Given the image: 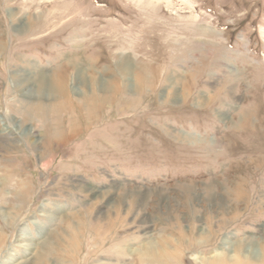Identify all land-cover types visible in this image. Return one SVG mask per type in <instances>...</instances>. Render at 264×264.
<instances>
[{
	"label": "rangeland",
	"instance_id": "rangeland-1",
	"mask_svg": "<svg viewBox=\"0 0 264 264\" xmlns=\"http://www.w3.org/2000/svg\"><path fill=\"white\" fill-rule=\"evenodd\" d=\"M189 242L264 258V0H0V264Z\"/></svg>",
	"mask_w": 264,
	"mask_h": 264
},
{
	"label": "bare ground",
	"instance_id": "bare-ground-1",
	"mask_svg": "<svg viewBox=\"0 0 264 264\" xmlns=\"http://www.w3.org/2000/svg\"><path fill=\"white\" fill-rule=\"evenodd\" d=\"M41 96L42 95H38V98L37 99H40L41 100ZM4 133H6L7 135H13V133L10 132V129L8 127H5ZM198 232L200 233L199 234L200 235L199 237L201 238V240H200L201 243L206 242L209 239L206 236V233L204 232L203 229H199ZM182 233L184 234V237L187 240H188V237H191L190 235H188V236H187V234L185 235V232H182ZM200 242H198V243H200ZM252 243H253L252 242V238H249L246 242H244V245H246V249L252 248V245H251ZM195 244L193 242H189V243L186 244V246L185 245H181V247H179V246L176 247L175 246L176 248L174 249V253L171 254V255H165V256L158 255V253H156L152 248L151 249L150 248H142L141 250L136 251V253H138L137 264H177V262L174 259V257H177L178 258V255L182 254L184 252V250L190 249V247H193ZM244 245H242L241 243L240 244L239 243L237 244V246H238V252L237 253H238V256L239 257L243 253V247H244ZM223 256L224 255H222V254H217L213 258H207V259H202V260H197L199 258H196L195 257V258H193V261L196 262L197 264H224L225 257H223ZM263 256H264V254H263ZM257 257H258L257 256V252L255 250L252 252V254H250L249 252L247 254V251H246V254L243 257V260L241 262L243 264H262V262H263L262 260L264 258L259 261ZM259 258H261V257H259Z\"/></svg>",
	"mask_w": 264,
	"mask_h": 264
}]
</instances>
